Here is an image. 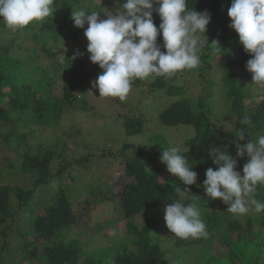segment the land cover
<instances>
[{"label": "trees", "instance_id": "16d2710c", "mask_svg": "<svg viewBox=\"0 0 264 264\" xmlns=\"http://www.w3.org/2000/svg\"><path fill=\"white\" fill-rule=\"evenodd\" d=\"M75 1L55 0V13L52 17L15 32L0 21V28L8 29L11 33L5 45H0V127L13 122L14 114L19 116L25 114L33 123L40 121L49 125L52 117L61 116L63 109L65 111L68 106L78 103L80 99L77 90L83 88L89 79L98 78L101 73L98 64L90 61V53L83 57L77 49H67L65 54H56L53 51V44L59 42L65 33L72 39L80 38L81 28L76 27L71 18ZM188 6L196 11L207 10L211 14L206 35L209 43L219 41L222 50L215 54L209 46L200 50L199 74L203 76L204 72L211 69L213 61L218 57L228 60L229 67L222 72L231 118L224 123L213 120L208 105V97L211 96L209 91L199 95L197 102L199 108L196 109L193 98L185 93L190 87L187 88V84L179 81L183 72L177 73L171 79L153 77L147 83L150 92L162 89L166 95L172 96L170 103L158 114L161 122L170 126L182 124L194 126L195 133L185 141V148L180 150L187 157L191 170L197 172V183L202 185L206 178V169L216 168L209 157V149L212 146L220 147L227 144L229 153L235 157L234 141L239 131H245L246 140L241 142L244 143L255 135L254 130L258 133L264 129V98L256 106L247 104L246 98L253 96L252 84L243 82L238 77V72L232 69L234 61L237 60L240 68L250 73L246 70V62L251 58V54L244 51L238 34L229 27L231 18L228 16V8L231 6V0H188ZM97 7L100 8L101 4ZM153 17L158 27L160 17L155 12ZM2 38L3 36H0V39ZM30 42H34L35 45H31ZM157 42L162 46V36H158ZM42 52L51 57V63L46 66L40 61ZM56 82L60 83L57 94L54 93ZM145 83L146 80L137 79L133 81V86L139 87ZM55 104L59 107L56 108ZM9 106H13V109ZM30 110L33 112H29ZM136 111L131 109L130 115L124 119L126 132L130 135L144 132L149 120L146 113ZM244 116L250 117L251 126L240 123ZM233 121L234 125L229 126L228 124ZM23 139L28 138L18 137L15 147L9 144L7 146L18 151L16 154L23 159L19 167L23 168L32 180L34 178L35 186L47 183L52 175L53 164L57 161L54 151L44 149L45 151L35 152L32 147L24 149L19 142ZM149 142L147 146L126 142L121 148V152L126 154V165L120 205L127 220L128 238L129 235L133 236L132 244L136 249L116 255L115 264H174V259L167 257L158 239L155 231L157 224L146 220L140 225L135 219L152 206L169 202L177 195L184 194L183 191L180 193L176 191L177 188L183 189L184 186L174 175L170 173L167 178H162V164L158 165L157 160L165 145L162 142L156 144ZM128 149L131 150L130 154L127 153ZM2 158L5 162L8 160V156H0V159ZM248 159L247 155L238 158L235 170L241 175L243 165ZM59 166L61 170L62 163H59ZM188 187L193 194L184 201L188 203L194 199L198 205V198L194 194L199 192L202 186L197 187L194 184ZM57 189L53 191L55 196L50 201L40 202L34 199V188L0 185V264H3L4 254L9 248L8 238L17 226L20 210L29 207L33 208L29 219L32 221V227L21 233L24 258L33 262L34 259L42 257L44 264H107L96 252L85 256L83 248H78L83 246L84 238L81 231L77 233L73 231L74 226L80 224L74 200L64 189L60 191ZM114 197L113 188L107 187L93 191L83 199H86L85 202L89 205L92 201L101 203ZM256 198L264 202V186H258ZM39 207H45V210L40 211ZM91 207L94 208L95 204ZM201 213L209 233L208 238L184 240L175 236V246L204 244L202 245L204 254L212 256V252H215L212 246L214 240L222 233L223 244L230 247L226 248L225 253L218 255L220 257L218 259L221 261L223 259L224 264H250L254 248L258 251L251 264L264 263L263 248L259 249L261 241H254L251 238L252 235L262 238L264 234V211L235 216L229 213L226 207L215 205ZM257 225L259 229L255 230Z\"/></svg>", "mask_w": 264, "mask_h": 264}, {"label": "rangeland", "instance_id": "374dc122", "mask_svg": "<svg viewBox=\"0 0 264 264\" xmlns=\"http://www.w3.org/2000/svg\"><path fill=\"white\" fill-rule=\"evenodd\" d=\"M100 4L101 7H97ZM116 7L118 5H116L115 0H76L73 6L74 9L96 11H102L106 8L112 12H115ZM72 11L73 9L71 13ZM54 13L55 10L53 15ZM100 17L106 19L105 13L100 12ZM86 26L85 28H87ZM10 35L8 29L0 28V36H3L0 39V45H5L6 39ZM30 44L35 45L34 42H30ZM87 44L84 29H81L78 40L72 39L65 33L59 42L53 44V51L56 54H65L67 49L72 48L79 50L83 57H87L89 55ZM41 54L40 61L42 64L45 66L50 64L51 57L44 52ZM60 56L63 57V55ZM236 61H234L232 69L238 72V77L243 82L252 84L253 96L246 98V102L250 106H256L264 98V87L253 84L252 74L243 71ZM212 66L211 69L204 72L203 76L199 74V68L187 70L183 72L182 79L179 81L187 84V88L190 87L187 92L185 90V93L193 98L196 109L199 108L197 106L199 95L209 91L211 96L208 97V105L212 118L224 123L232 116L230 104L225 94L227 88L223 85L222 72L228 69L229 62L226 58L218 57L213 61ZM96 79H89L83 88L77 90L80 101L68 106L65 111L63 109L61 116L52 117L49 120V125L42 124L40 121L33 123L28 120L25 114L22 116L14 114L13 122H10L8 126L0 127V156H8L6 162L5 159H0V185H22L25 189L34 188V199L40 202L50 201L55 196L53 191L56 188H58L57 190L60 187V190L64 189L68 195L72 196L75 203L74 208L79 215L80 224L75 225L73 231L75 233L81 231V236L84 239L82 240L83 246H78V248H83L85 256L91 252H96L107 264H115L116 255L136 249L135 245L132 244L134 242L133 236L129 235L128 238L127 220L120 205V192L125 181L126 165V154L121 152V148L126 142H135L147 146L151 141L155 144L162 142L165 148L176 146L184 149L185 141L195 133V128L192 125L184 124L170 126L159 120V112L170 103L172 96L166 95L162 89L150 92L147 81H151L153 78L146 80V83L139 87L133 86L132 91L123 102L119 101L118 98L100 97L98 88L93 87V82ZM58 83L56 82L54 89L55 94L59 91L60 83ZM55 106L56 108L59 107L57 104ZM9 108L13 109V106H9ZM131 109L144 112L149 118L144 132L133 135L127 134L124 119L130 115ZM29 112H33V110ZM228 125L233 126L234 121ZM24 131L26 134H19ZM253 133L255 134L253 137H257L264 134V129L258 133L254 130ZM25 136L28 138L27 140L19 141L24 149L32 147L35 152L48 149L55 153L57 161L53 164L52 175L47 183L35 186L34 178L32 180L30 175L19 167L23 159L16 154L18 151L10 146L15 147L16 139ZM8 144L10 146H7ZM21 151L24 152L25 150ZM130 151L128 149L127 153L130 154ZM59 163L63 165L61 170ZM157 164H162V178H167L170 173L166 170V166L160 159L157 160ZM107 187L113 188L115 194L113 199L107 200V203L105 201L101 203L92 201L87 205L84 197L93 191L103 190ZM192 194V192L179 194L169 202L152 206L135 219L140 225L144 224L146 220H151L157 224L155 231L158 239L167 257L174 259V264H224V260H219L218 255L225 253L230 247L223 244L222 233L216 236L212 245L215 252H212V256H208L204 254V246H202L204 244L175 246V235L170 233L166 227L164 221L165 206L177 199H187ZM194 195L198 198L200 211L204 212L215 205L227 207L219 198L216 200L208 198L203 187ZM93 204H95L94 208L91 207ZM32 209L29 207L20 210L17 226L14 227L13 233L8 238L9 248L4 254L3 264H44L42 257L34 259L33 262L24 258V252L21 249L23 245L21 233L32 227V221L29 220ZM39 210L43 211L45 207H41ZM258 229L259 225L256 226L255 230ZM251 238L254 241H261L259 249L263 248L262 255L264 257V234H262V238L254 235ZM257 251L258 249L254 248L250 264L254 262L253 257L257 255Z\"/></svg>", "mask_w": 264, "mask_h": 264}, {"label": "clouds", "instance_id": "9594fccd", "mask_svg": "<svg viewBox=\"0 0 264 264\" xmlns=\"http://www.w3.org/2000/svg\"><path fill=\"white\" fill-rule=\"evenodd\" d=\"M115 3L118 5L115 12L106 8L102 11L72 8L71 13L74 25L84 29L90 61L102 70L93 82L100 97L123 102L132 91L133 81L171 79L177 73L199 68L200 50L205 46L211 47L214 54L222 50L219 41L209 43L206 35L210 12L190 8L188 0H115ZM54 4L55 0H0V21L13 32L22 30L52 17ZM100 12L105 13L106 19L100 17ZM154 12L160 17L158 27ZM228 16L229 27L238 34L244 51L251 54L246 70L252 74V83L264 87V0H231ZM158 36H162V46L157 42ZM240 123L252 125L248 116ZM244 133L241 130L235 136V157L229 153L227 144L209 149L216 168L206 169L202 185L197 183L198 174L191 170L180 148L171 146L161 151L160 161L184 186L176 191L187 194L191 193L188 186H202L208 198H219L235 216L264 211V202L256 198L258 186H264V134L241 143L246 140ZM245 155L249 159L241 175L235 169L238 158ZM164 221L169 232L180 239L208 238L194 199L188 203L177 199L167 204Z\"/></svg>", "mask_w": 264, "mask_h": 264}]
</instances>
